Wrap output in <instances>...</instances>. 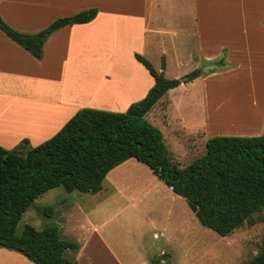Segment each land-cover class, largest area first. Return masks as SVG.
Masks as SVG:
<instances>
[{"label":"crops","instance_id":"0c3cea01","mask_svg":"<svg viewBox=\"0 0 264 264\" xmlns=\"http://www.w3.org/2000/svg\"><path fill=\"white\" fill-rule=\"evenodd\" d=\"M190 1L189 12L197 22V14L208 12V5L201 7V0ZM179 6L161 0H0V17L13 29L26 34L38 33L57 19L71 17L85 9L98 10L92 22L67 26L52 34L45 42L41 59L33 57L0 29V145L11 150L28 140L31 147H37L53 138L83 109L124 113L122 111H127L132 103L143 100L155 85V80L144 74V66L135 56L146 55L149 38L158 39L150 34H163L153 29L154 25L169 18L181 17L175 15L177 9L180 12ZM181 7L183 9L184 6ZM218 8L222 12L227 7L221 5ZM117 26L124 27V31ZM259 27H264V22ZM103 34L105 36H101ZM106 34L111 35L110 38ZM112 39L115 42L113 45L108 42ZM224 47L226 45L222 46V51L226 50ZM209 60L213 62L216 59ZM132 75L134 79H131ZM205 75V80L218 76L217 73ZM121 76L129 79H123L120 84ZM93 77H96L97 83H94ZM108 78H112L113 85L110 90L102 89L103 85L98 82L106 84ZM255 133L257 136L250 137L264 133V113L259 117ZM132 160L135 159L112 170L104 181L114 191L122 190L125 195L129 194L126 199L129 207L111 213L101 209L92 217L84 212L72 213L75 220L67 238L79 243L80 249L77 252L69 250L66 255L79 264H190L165 257L169 250L163 241L164 232H151L147 227L155 224L152 213H126L125 210L134 207V202L138 200L134 191L137 183L135 181L131 185L134 179L130 175L116 172ZM123 189L133 191L125 192ZM145 192L139 203L149 200L148 189ZM174 197L181 200L187 213L198 221L188 203ZM69 204L60 215L63 220V224L59 225L62 234L67 229L65 216L68 214L71 217L70 211H67L72 210ZM100 215V220H94ZM116 219L119 220L117 224L105 229ZM0 264L34 263L18 252L0 247Z\"/></svg>","mask_w":264,"mask_h":264},{"label":"rangeland","instance_id":"374dc122","mask_svg":"<svg viewBox=\"0 0 264 264\" xmlns=\"http://www.w3.org/2000/svg\"><path fill=\"white\" fill-rule=\"evenodd\" d=\"M161 1L184 6L183 9L179 6L180 12L177 9L175 13L176 17H181L169 18L154 25L153 29L165 35L150 34L158 39H148L150 45L143 56L158 72L164 71L168 79L186 80L190 73L198 69L203 74H218L206 80V75H202L199 79L181 82L183 85L171 90L144 118L161 131L169 157L182 169L205 154L207 141L213 137L257 136L255 132L259 117L264 113V27H259L264 22V0H201V7L208 5V12H199L197 22L189 12V5H192L190 0ZM221 5L226 6V10L221 12L218 8ZM168 15L171 17L172 13ZM117 27L124 31V27ZM107 36L110 38L111 35ZM108 42L111 45L115 43L114 39ZM223 45H226L225 51H222ZM213 57L216 60L211 62L209 58ZM131 68L134 69V66L131 65ZM143 69L144 74L153 80L149 71ZM134 78L132 75L131 79ZM101 79L102 76L99 77ZM123 79L128 80L129 77H119L120 84ZM93 80L97 83L96 77ZM111 81L112 78H108L106 84L98 83L103 85L102 89L110 90L113 85ZM122 172L134 179L131 185L135 181L137 183L134 191L138 200L134 202V207L125 210L126 213L144 211L155 216V224L147 227L151 232H164L163 241L169 250L166 258L172 257L179 263L190 264H246L264 249V207L234 233L222 236L199 224L194 216L188 214L184 203L176 199L170 188L154 176L146 165L132 160L116 173ZM103 187L104 190L95 196L77 191L68 193L63 187L50 190L24 214L17 234L20 235L26 225L42 230L63 224L60 215L69 203L72 210H67L71 213L70 218L68 214L65 216L67 229L61 233L64 239H68L67 232L75 220L72 213L76 211L92 217L101 209L111 213L129 207L126 203L129 194L125 195L122 190L114 191L107 182ZM146 189L149 200L139 203ZM48 208L55 210L52 218L45 215ZM100 218L101 215L94 220ZM118 222L116 219L105 229Z\"/></svg>","mask_w":264,"mask_h":264},{"label":"trees","instance_id":"16d2710c","mask_svg":"<svg viewBox=\"0 0 264 264\" xmlns=\"http://www.w3.org/2000/svg\"><path fill=\"white\" fill-rule=\"evenodd\" d=\"M97 9L60 18L46 29L21 33L0 17V29L36 59L56 31L92 22ZM155 80L147 96L125 113L83 109L53 138L37 147L28 140L8 150L0 145V247L24 255L34 264H79L66 257L79 243L64 239L58 225L38 230L17 228L30 206L58 187L68 193L98 194L107 175L130 159L146 165L174 196L188 203L198 221L222 236L243 226L264 207V133L258 137L218 136L207 141L205 154L186 168L169 157L161 131L144 118L182 83L168 79L149 60L136 55ZM165 66L163 65V70ZM203 75L195 70L188 82ZM55 210L45 209L52 218ZM247 264H264V249Z\"/></svg>","mask_w":264,"mask_h":264},{"label":"water","instance_id":"95a60500","mask_svg":"<svg viewBox=\"0 0 264 264\" xmlns=\"http://www.w3.org/2000/svg\"><path fill=\"white\" fill-rule=\"evenodd\" d=\"M186 81H188V79H186V80H182L181 82L183 83V82H186Z\"/></svg>","mask_w":264,"mask_h":264}]
</instances>
